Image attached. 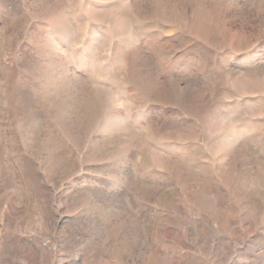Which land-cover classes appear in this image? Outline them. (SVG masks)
Listing matches in <instances>:
<instances>
[{"label": "rangeland", "instance_id": "1", "mask_svg": "<svg viewBox=\"0 0 264 264\" xmlns=\"http://www.w3.org/2000/svg\"><path fill=\"white\" fill-rule=\"evenodd\" d=\"M0 264H264V0H0Z\"/></svg>", "mask_w": 264, "mask_h": 264}]
</instances>
